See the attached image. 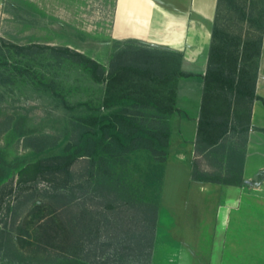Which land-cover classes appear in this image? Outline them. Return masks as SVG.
<instances>
[{
    "label": "rangeland",
    "instance_id": "1",
    "mask_svg": "<svg viewBox=\"0 0 264 264\" xmlns=\"http://www.w3.org/2000/svg\"><path fill=\"white\" fill-rule=\"evenodd\" d=\"M233 1L240 11L248 12L253 3L257 12L264 8V0ZM114 7L115 0H0V37L18 46L69 48L98 62L108 72L118 52L143 47L154 49L135 41L112 39ZM220 21L236 34L239 31L244 34L247 28L238 13L228 6L224 7ZM2 54L0 264H145L143 258H130L133 245L123 243L124 239L130 241L134 235L136 238L142 235L139 224L130 219L132 212L122 215L124 224L118 229L100 227L85 235L80 225L84 216L104 223L112 212L103 210L97 203L100 191L89 196L76 193L67 206L76 223L77 245L72 251V229L61 201L49 199L53 193L50 183L31 176L19 180L17 173L28 164L60 153V149H55L37 154L27 147L26 138L56 137L59 143L63 142L72 123L89 115L123 109L135 114L143 127L156 129L166 123L170 128L172 114L161 113L152 106L106 108L103 102L121 94L154 101L161 108H175L176 89L166 83L151 84L147 77L131 72L99 83L82 64L67 58L57 59L49 51L35 50L27 56L5 51ZM165 60L175 62L176 58L158 54L152 64L147 61L139 65L150 66L157 72ZM245 71L242 82L251 91L254 66ZM205 91L225 94L231 102L238 99V95L214 82L203 86L202 96ZM244 111L245 107H239V114ZM244 138L246 135L236 127L217 148L234 147L241 152ZM175 143L169 140L162 164L145 151L127 157L128 194L135 206L158 207L150 264H209L214 213L221 201L218 190L224 186L196 184L190 179L186 167L172 161ZM194 162L204 178L214 179L224 170L225 156L201 142L195 145L191 167ZM86 167L85 162H79L72 169L83 174ZM159 172L162 173L160 185ZM231 216L221 264H264V191L244 194L241 209ZM126 245L130 248L124 249Z\"/></svg>",
    "mask_w": 264,
    "mask_h": 264
},
{
    "label": "trees",
    "instance_id": "2",
    "mask_svg": "<svg viewBox=\"0 0 264 264\" xmlns=\"http://www.w3.org/2000/svg\"><path fill=\"white\" fill-rule=\"evenodd\" d=\"M226 6L238 13L242 23H246L247 28L244 34L240 31L237 34L228 31L221 23V13ZM263 29L264 8L257 12L253 3L248 12L244 9L240 11L234 6L233 0H217L216 14L211 27L207 68L202 79L204 85L214 82L222 89L238 95V99L236 102H231L225 94L204 92L195 145L198 146L202 142L206 144L207 148H213L214 152L224 155L225 166L223 172L214 179H206L204 174L197 172L198 165L194 162L191 178L195 182L238 187L243 184L244 150L237 152V148L226 149L224 146L217 148V145L221 142L224 143L226 136L230 132H235L236 127H239V132L246 135L249 131L252 103L255 100L262 101L260 97L255 95L254 87ZM35 50L38 52L49 51L57 59L67 58L82 64L91 72L94 80L99 83L109 82L119 75L131 72L138 76L147 77L151 84L166 83L176 89L180 78L192 76V74L180 70L181 56L176 53L146 47L123 50L114 56L110 62L109 70L106 72L98 62L69 48L39 44L18 46L0 37L1 57L4 51L27 56ZM158 54L171 56L176 60L175 62L165 60L157 72L150 66L139 65L147 61L152 64ZM252 66H254V83L250 91L245 87L242 80L246 74L245 69ZM14 69L19 72L17 68ZM103 105L106 108L118 106L126 109L152 106L165 114L178 112L175 108L158 107L154 101L131 98L121 94L106 98ZM239 107H245V111L239 114ZM134 115L122 109L118 112L79 118L72 123L66 140L60 143L56 137L34 136L26 138L27 147L37 154L55 149H60V153L26 165L18 171L17 175L19 180H23L25 176H31L41 177L50 183L53 193L49 199L55 202L61 201L68 217V224L72 229L70 235L72 251L77 245L76 223L67 206L74 200L76 193L89 196V194L100 191L97 196V203L103 210L112 212V215L107 216L108 220L104 223L101 220L93 222L90 216H84L80 225L83 230L82 233L85 235H89L94 229L97 231L102 227L106 230L118 229L124 224L122 219L124 213L132 212L130 219L139 224L142 235L139 238L134 235L130 241L124 239L123 243L130 242L133 245V253L129 254L130 258H143L145 264H150L158 207L154 204L138 206L133 204L134 201L128 194L130 186L126 171L127 157L132 153L145 151L152 155L157 162L164 163L169 146L170 128L166 123L156 129L143 127ZM245 145L246 138L241 141L243 149ZM79 162L87 164L83 174L72 169ZM158 176V184L160 185L162 173L159 172ZM126 248L130 247L126 245L124 249ZM134 250H142L143 252L135 254Z\"/></svg>",
    "mask_w": 264,
    "mask_h": 264
},
{
    "label": "crops",
    "instance_id": "3",
    "mask_svg": "<svg viewBox=\"0 0 264 264\" xmlns=\"http://www.w3.org/2000/svg\"><path fill=\"white\" fill-rule=\"evenodd\" d=\"M216 5L217 0H115L112 17V39L135 41L158 51L179 54L180 70L192 74L177 82L175 109L178 112L170 119L169 139L172 144L177 140V146L172 147V161L186 167L190 179L204 86L202 76L207 68ZM254 93L262 101L255 100L251 106L243 149V184L240 187L223 185L218 190L221 201L214 213L209 264H221L231 215L241 209L244 194L264 191V29Z\"/></svg>",
    "mask_w": 264,
    "mask_h": 264
}]
</instances>
